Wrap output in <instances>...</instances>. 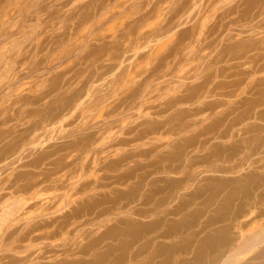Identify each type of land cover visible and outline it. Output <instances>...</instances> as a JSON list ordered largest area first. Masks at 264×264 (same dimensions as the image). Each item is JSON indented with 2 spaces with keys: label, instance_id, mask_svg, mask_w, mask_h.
Wrapping results in <instances>:
<instances>
[{
  "label": "rangeland",
  "instance_id": "obj_1",
  "mask_svg": "<svg viewBox=\"0 0 264 264\" xmlns=\"http://www.w3.org/2000/svg\"><path fill=\"white\" fill-rule=\"evenodd\" d=\"M246 1L0 0V264H19L13 261L25 251L34 252L28 264H264V215L258 214L264 182H242L250 173L264 177V151L251 150L264 149V12L240 17L243 8L255 11L250 2L264 0ZM116 52L120 58L108 67ZM96 65L101 76L88 79ZM133 91L142 96L129 111L119 109L127 111L101 139L108 145L113 137L128 138L129 126L143 137L134 146H110L102 155L106 168L90 169L85 178L108 185L92 184L69 204L66 191L43 190L36 207L24 205L28 196L10 184L38 173L60 178L63 172L50 171L49 163L70 152L74 133L101 122ZM193 93L194 104L159 113L167 100L193 99ZM167 121L191 126L167 130ZM131 151L138 154L110 165ZM248 152L246 162L260 160V166L247 162L232 174L210 170ZM122 174L129 175L126 182L111 183ZM232 181L247 183L250 193L231 196ZM73 211L78 220L98 219L79 228L86 235L71 251L39 254L45 246L60 250L66 231L20 240L28 223L56 218L57 227L75 220ZM246 236L260 240L248 245L241 240Z\"/></svg>",
  "mask_w": 264,
  "mask_h": 264
},
{
  "label": "bare ground",
  "instance_id": "obj_2",
  "mask_svg": "<svg viewBox=\"0 0 264 264\" xmlns=\"http://www.w3.org/2000/svg\"><path fill=\"white\" fill-rule=\"evenodd\" d=\"M246 2H248V1H246ZM249 2H250V0H249ZM249 2H248V4L250 5V3H251L253 5V8L255 9V11L253 13H250L251 10L249 12V9L243 8L240 11V17H245V16L246 17L247 16L258 17L259 15L262 16V12H264V2H262L261 4H259L258 2H250V3ZM253 3L256 4V5H254ZM253 8H252V11H253ZM123 34L122 35L120 34L122 38L124 37ZM116 44L117 43H115L114 45H116ZM119 58H120V55L117 52L116 53H112V55L107 59V61L109 62V63H107V66L111 67L112 65H114L117 62L113 63L112 60L113 61H117ZM99 67L96 65L95 66V70L90 71L88 73V79L92 78L93 75L94 76L96 75L97 77L101 76L102 72L101 71L97 72V70H96V68L98 69ZM101 68H102V66L100 67V69ZM151 82H153V81H149V83H151ZM207 89L208 90L206 92L209 93L210 92V90H209L210 87H208ZM141 96H142V94H139L136 91L130 92L126 96V98H124L121 101L117 102L114 106H112L109 110L106 111V113H105L106 117L101 122L98 121V122L93 123L91 126L82 127V128L78 129L74 133V136H72L71 137L72 139L68 142L70 152L62 157L63 160L60 161V160L56 159V160H52L49 163L50 165H52V168L50 169V171H53L56 174H58L59 172H63L62 175L60 176V178L57 177L55 179H48L47 176L40 177L42 175L40 173H38V174H35L34 176L26 178L25 180L21 179V180H18V182L17 181H13L10 184L9 188L12 189L13 192L26 194L28 196V199L30 200V202H27L26 200H24V205H26L29 208H33V207L37 206L36 199L38 198L39 192L43 191V190H45V191L46 190L47 191L48 190H58V191L64 190V191H66L65 200H66V203L69 204L70 198L73 197V196L77 195L78 197L82 198L86 194V192L90 190L92 184L93 185L97 184L98 188L107 186L108 183L107 182H102L103 178H101V177L94 176L95 181L93 183L86 181L85 178H87L88 176L92 175L89 172L90 169H93L94 171H100V170L106 168V165H104L103 160H102V155L104 153H106V150L108 148H110V146H134L135 143L141 137H143L141 135L133 134L135 132V130H136V126H129L126 130H127V134L131 135V136L128 137V138H119L118 136L113 137L108 142V145L103 143L104 140L101 139V137L103 135H105V134L109 135L112 132L113 128L116 126L115 124L117 122H119L118 114L122 115V113L124 112V111L122 112L121 110L124 109V108H127L128 111L130 109H132L134 107L135 101L138 98H140ZM198 99H199V97H196L194 93H193V99L191 97H189V96H184L183 98H178L176 100L175 99H169V100H167V102H165L163 104V107L159 111V113L164 115L178 103L179 104H186L189 101L192 104H194ZM121 107H124V108L119 110ZM140 107H143V103L140 104ZM146 109H150V107H146ZM124 110H126V109H124ZM120 111L122 112L121 114H120ZM201 111H202V109H195L194 110V112L196 114L201 112ZM53 117H55V116H53ZM100 117H101V115H99L98 117L96 116L94 118H100ZM195 124H197L196 126H198V122H196ZM165 126H166L167 130H175V129H177L179 131V130H182L183 128L187 127V126L190 127L191 125L188 124L187 122L181 123V124H178V125H173V124H170L169 121H167ZM177 130H175V131H177ZM184 130H187V128L184 129ZM184 130H182L181 132H183ZM109 138H110V136L108 137V139ZM260 147L261 148H254V149H251V150L258 149V152L260 154L262 152H260L259 150L264 151V149H262V146H260ZM263 148H264V146H263ZM72 152L74 153L73 154L74 158L71 161H66V158ZM258 152H257V154H258ZM137 154L138 153H135V151H131V152H128V153H122V154H120L118 159L111 161L110 165L112 167H115V168L119 167V166L122 165V163H124L125 161L133 158ZM246 155H245V157L239 158L238 161H236V162H232L231 161L232 164L229 165V166H227V165L226 166L225 165L224 166L217 165V166L213 167L212 169H210V168L209 169L211 171L214 170L213 172H215V171L218 172V173L221 172V174L222 173L223 174H230V173L232 174V173L240 172L244 168L243 166L247 165L246 163L247 162L249 163V161H250L248 159L249 161L246 162V160H247L246 157L251 156L250 152L246 153ZM227 160H229L228 157H227ZM259 161L260 160H258V162H254L253 163V160H252V164L253 165L254 164L257 165V167H258V166H260L259 165L260 164ZM252 164L249 163L247 166H250ZM209 166L210 165H208V167ZM212 166H210V167H212ZM206 168H207V166H206ZM209 169L207 168L206 170H209ZM122 175L123 176L114 177L115 179L112 177L114 179V181H112L111 183L118 182V180H122V181L126 182L128 180V178H129V175L128 174H122ZM187 176H186L187 180H189L190 177H189V175H187ZM20 178H18V179H20ZM75 178H77V183L74 182ZM179 180L180 179H178L177 182ZM231 180H236V179L234 177ZM231 180L230 179H226L225 181L224 180L223 181L225 183H228ZM242 180H243L242 182H244V180H245V182H250L252 185H255L257 182H260V181L264 182V177L263 176L262 177H260V176L253 177L251 175V173H250V175L244 176V178ZM237 181H238V179H237ZM180 182H182V181H180ZM234 182L235 181H232V183H234ZM184 183H186V182H184ZM221 183H222V181H221ZM221 183H218V184H221ZM237 184L235 185V183H234L233 184L234 186L231 184L232 188L229 191L231 196L234 195L233 193L237 194L236 192L239 191L240 189H242V193H243V195H245V192H246L245 191L246 190L245 185L248 186V184L247 183H244V184L240 183V185L239 184L237 185ZM183 185H185V184H183ZM181 187L183 188L182 185H181ZM177 188H178V186H177ZM214 189L216 190V188H214ZM215 190H213L212 192H214ZM226 190L228 191V188H226ZM247 192L250 193L249 191H247ZM247 192H246V194H248ZM228 195H229V193H228ZM209 196H212V194L209 195ZM241 196H242V194H241ZM245 196H243V198ZM170 197H172V196H170ZM211 199H209V200H211ZM193 200H195V199H193ZM193 200H192V202H193ZM206 202H208V200ZM208 204H210V203H208ZM189 205H191V204H189ZM205 205H206V203H205ZM178 206L181 207V204H179ZM182 206L185 207V205H182ZM186 206H188V205H186ZM240 207L241 206H239V208ZM47 209H48V207L43 206L41 210H47ZM177 209L179 210L180 208H177ZM89 211H90V209H89ZM242 212L244 213V211H242ZM103 213H104V209L102 211H100L98 215H103ZM88 214H89V212H88ZM258 214L264 215V209L259 210ZM90 215H91V213H90ZM90 215H88L87 217H89ZM69 216L74 218L75 220H73V221L64 220L62 222H59L57 227H54V223H56V218H52L51 220H46V219L45 220H40V221L34 222L32 224L28 223L22 229L23 230H26L27 228H29V229L25 233L20 235V240L21 241H23V240H35V241L36 240H49V239L54 238V237L58 236L59 234L63 233V231H66L65 233L68 236L67 241L64 242L63 244L57 245V248H59L60 250H55L51 246H45V247H43L44 248L43 251H40L39 254H50V253H54L55 251L69 252V251L72 250V248H73L72 246L75 243L76 238L77 237H82V235H84V234L86 235L85 232H87V231H84V230L81 231V230H79V228L85 227V225H87L89 223H92L96 219H98V218H96L97 217V215H96V217L94 219L91 218V220H94V221H91L90 219H86V218L85 219L83 218L84 220H78V219L81 218V216L76 211L75 212L73 211L72 213H70ZM28 218L31 219L32 216H28L27 219ZM96 223H98V222H96ZM89 226L91 227V224ZM43 229H45V230H43ZM112 230L114 232H116V229L113 228V227H112ZM111 231H109V232L111 234H113L114 232L112 233ZM167 232H169V231H167ZM107 234H109V233H107ZM105 237L108 238V236L106 234H105ZM110 237H112V236H110ZM5 238L8 241L11 242V241L14 240V235L13 234H9ZM114 238L112 237L111 239H114ZM241 240H242V242H244V243L246 242V244L249 245V243H252L253 241L260 240V237H256V236L249 237V236H246V237H242ZM97 241L98 240H96V243H97ZM91 246L94 247V244L91 245ZM85 247H90V245L88 244V246L86 245ZM83 251H85V248L83 249ZM29 252L30 251H25V254L21 258L14 259L13 262L14 263H19V264H28V262L31 261L33 255H34V252H30V253ZM137 254H138V251H137Z\"/></svg>",
  "mask_w": 264,
  "mask_h": 264
}]
</instances>
